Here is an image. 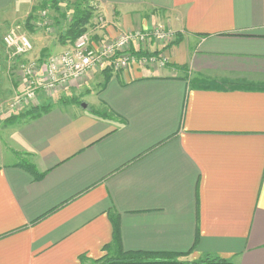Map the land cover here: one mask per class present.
<instances>
[{"label": "crops", "instance_id": "crops-1", "mask_svg": "<svg viewBox=\"0 0 264 264\" xmlns=\"http://www.w3.org/2000/svg\"><path fill=\"white\" fill-rule=\"evenodd\" d=\"M36 2L0 0V34ZM93 2L104 38L163 29L182 40L150 46L165 67L108 79L96 68L69 94L40 93L39 105L60 103L17 125L16 65L70 43L35 28L30 55L0 54V264L98 260L113 214L126 251L264 264V0Z\"/></svg>", "mask_w": 264, "mask_h": 264}, {"label": "built area", "instance_id": "built-area-1", "mask_svg": "<svg viewBox=\"0 0 264 264\" xmlns=\"http://www.w3.org/2000/svg\"><path fill=\"white\" fill-rule=\"evenodd\" d=\"M47 18L45 13L41 14L36 26L50 32L53 27ZM175 39V33L169 30H135L123 32L111 41H104L97 46L92 44L91 35L86 32L60 54L51 55L44 61L27 59L17 64L16 68L21 71L24 81V89L16 95L10 107L14 110L17 106L31 103L40 93L46 91L63 90L64 87L85 78L96 68L106 67L119 72L134 65L165 67L167 63L158 55H149L150 46L156 42L168 45ZM3 43L12 52L9 57L13 63L19 61L20 57L30 55L34 49L25 34H7L3 37Z\"/></svg>", "mask_w": 264, "mask_h": 264}, {"label": "rangeland", "instance_id": "rangeland-1", "mask_svg": "<svg viewBox=\"0 0 264 264\" xmlns=\"http://www.w3.org/2000/svg\"><path fill=\"white\" fill-rule=\"evenodd\" d=\"M78 1L79 0H37V2L34 3V6L32 7V10H31V14L34 15V18L31 21L27 20V21H24L23 23H18L15 26V28H16L15 31L9 30L5 34H0V54L1 53H3V55L6 54L7 58L9 57V55L11 56V54H12L11 51L6 49V47L3 45V42H2L3 37L7 34H10V33L25 34L28 37H30L33 33H35V31H34L35 28H37V30L39 29L38 32L40 30H42V31H40L39 33H36V34H41L42 36H44L46 38H48V35H54V38H56V36L58 34V40H59L60 37L62 35H64L65 31L69 28V26L71 24V19L73 18L74 14L77 11L83 10V9L86 10V13H90V15H91L90 22L87 25V32L91 35L92 44H95L98 46V45H101L104 41L105 42L111 41V39H112L111 37L104 38V35H103L104 32L103 31H105L106 24H105V21L100 19V16L97 13V9L94 5L93 0H89L87 4L82 5V6H78ZM44 13L48 17L47 19L50 21V23L53 27L50 32L46 31L43 28L36 26L38 23V20L40 19L41 14L43 15ZM31 14L29 15V17L31 16ZM54 31H56V33H57L56 35L53 33ZM161 44H163V43H161ZM153 45H154V43H153ZM70 46H71V44H70ZM28 59H29V57H28ZM101 69L105 70L106 68L101 67ZM107 69H110L114 72L116 71L115 69L113 70L111 68H107ZM88 76H89V74L86 77H88ZM63 90L64 91L66 90L67 91L66 93H68V94L72 91L71 88H66ZM58 93H60V90L56 91V94H58ZM44 94H46L48 96V95H52L54 93L52 91H46V92H44ZM61 97H63V96H61ZM80 99L81 98H79V97H77V98L74 97V98H69V101L78 102V104L80 105L81 104ZM13 100H14V98L11 101H13ZM66 100H68V99L66 98ZM38 101H39V99H35L31 103L28 102L22 106H17L16 109H14V110H12V109L10 110V106H9L8 108H9L10 112L7 115L8 116L7 117V121H8L7 123L10 125H17L20 122L32 119L33 117L36 116V114L42 112L43 110H45L47 108H50L52 105L57 103V101H58V103H60L59 100H51L48 102V104L44 103L43 105L42 104L39 105ZM83 104L84 103L81 104L82 107H83ZM186 261H191L190 257Z\"/></svg>", "mask_w": 264, "mask_h": 264}, {"label": "trees", "instance_id": "trees-1", "mask_svg": "<svg viewBox=\"0 0 264 264\" xmlns=\"http://www.w3.org/2000/svg\"><path fill=\"white\" fill-rule=\"evenodd\" d=\"M89 0H79L78 6H82L88 3ZM34 18V15L31 14L28 21H31ZM91 19L90 13H86V10L77 11L73 18L71 19V24L69 28L65 31V34L60 37L62 44L67 42L72 44L74 43L81 35L87 32V25ZM178 36V35H177ZM181 36L176 37L175 41L170 45H177L181 42ZM157 52L155 55H159ZM147 56L146 54H144ZM48 58V57H46ZM45 58V59H46ZM44 58H39L40 61H44ZM105 77L108 79L110 77V69L105 70ZM47 109L36 114L35 117L45 113ZM25 168L36 178H39V173L33 165L27 164ZM111 221L113 223L114 233L112 242L107 245L103 252L104 256L98 260H87L86 257H80L82 264L85 262H90L91 264H232L230 261L207 255L204 258L198 261H186L191 253H148L140 251H126L123 248L120 220L116 215H111Z\"/></svg>", "mask_w": 264, "mask_h": 264}, {"label": "water", "instance_id": "water-1", "mask_svg": "<svg viewBox=\"0 0 264 264\" xmlns=\"http://www.w3.org/2000/svg\"><path fill=\"white\" fill-rule=\"evenodd\" d=\"M83 107L85 108V107H86V105H85V104H83Z\"/></svg>", "mask_w": 264, "mask_h": 264}]
</instances>
